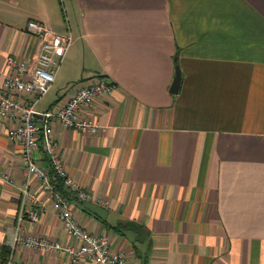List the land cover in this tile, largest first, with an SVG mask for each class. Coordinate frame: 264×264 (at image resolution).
<instances>
[{"label":"crops","instance_id":"0c3cea01","mask_svg":"<svg viewBox=\"0 0 264 264\" xmlns=\"http://www.w3.org/2000/svg\"><path fill=\"white\" fill-rule=\"evenodd\" d=\"M31 20L72 36L37 112L61 109L102 78L116 86L82 112L99 131L53 125L68 173L91 196L67 194L81 226L110 237L130 264H264V0H0V87L13 74L9 57L40 55L44 39L28 32ZM14 124L0 120V263L24 181ZM36 158L51 172L42 150ZM33 188L43 207L23 236L76 245L49 193ZM15 259L68 256L20 245Z\"/></svg>","mask_w":264,"mask_h":264},{"label":"built area","instance_id":"2783aa9c","mask_svg":"<svg viewBox=\"0 0 264 264\" xmlns=\"http://www.w3.org/2000/svg\"><path fill=\"white\" fill-rule=\"evenodd\" d=\"M27 29L34 36L44 39L40 55L35 63L9 57L8 62L13 74L4 86L0 87V120L15 123L9 130V136L22 145L24 167L20 210L15 224L10 228L9 256L0 264H34L16 261V252L20 245L54 252L65 251L68 259L64 264H80L81 261L90 264H130L124 252L113 249L110 237L92 234L81 226L74 216L70 198L57 188L50 172L43 168L36 158V153L42 150L68 193L81 202L90 200L91 196L68 173L58 154L53 125L54 122H59L67 129L91 133L99 131L101 126L91 118L85 117L82 112L89 108L98 96L110 94L116 86L102 78L93 85L82 86L61 109L37 112L35 106L52 89L72 43V36L51 31L44 23L36 20L29 21ZM14 95H31L35 100L26 105ZM39 121L42 123L41 129ZM35 182L39 183L42 191L49 193L54 212L60 216L66 229L77 242L76 245L63 246L59 242L23 236L24 224L38 222L40 209L43 207L39 190L33 188Z\"/></svg>","mask_w":264,"mask_h":264},{"label":"trees","instance_id":"16d2710c","mask_svg":"<svg viewBox=\"0 0 264 264\" xmlns=\"http://www.w3.org/2000/svg\"><path fill=\"white\" fill-rule=\"evenodd\" d=\"M50 175H51L53 183L57 186V188L63 194L67 195L68 191L65 189V186H64L63 182L58 178V176L55 174L53 169L51 170ZM124 228L134 230L135 232H137L139 234H141L143 232V228L140 225L136 224V223H126V225H124ZM7 259H5L3 262H5Z\"/></svg>","mask_w":264,"mask_h":264},{"label":"water","instance_id":"95a60500","mask_svg":"<svg viewBox=\"0 0 264 264\" xmlns=\"http://www.w3.org/2000/svg\"><path fill=\"white\" fill-rule=\"evenodd\" d=\"M181 81H182V74H181V69L179 66L176 67V76L173 81V84L171 86L170 92L172 94H177L180 90L181 86Z\"/></svg>","mask_w":264,"mask_h":264},{"label":"rangeland","instance_id":"374dc122","mask_svg":"<svg viewBox=\"0 0 264 264\" xmlns=\"http://www.w3.org/2000/svg\"><path fill=\"white\" fill-rule=\"evenodd\" d=\"M61 7H62V5H61ZM62 23H64L67 27H68V20L67 19H64V16H63V14H62ZM66 27V28H67ZM67 30L65 29L64 31H62V32H66ZM78 63H84V60L83 59H79V61H78ZM46 102V101H45ZM39 110H40V107L38 108Z\"/></svg>","mask_w":264,"mask_h":264}]
</instances>
